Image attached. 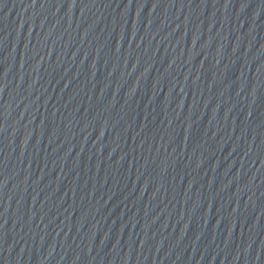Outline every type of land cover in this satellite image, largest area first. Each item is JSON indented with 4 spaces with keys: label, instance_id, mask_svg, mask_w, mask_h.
<instances>
[{
    "label": "water",
    "instance_id": "95a60500",
    "mask_svg": "<svg viewBox=\"0 0 264 264\" xmlns=\"http://www.w3.org/2000/svg\"><path fill=\"white\" fill-rule=\"evenodd\" d=\"M0 264H264V0H0Z\"/></svg>",
    "mask_w": 264,
    "mask_h": 264
}]
</instances>
